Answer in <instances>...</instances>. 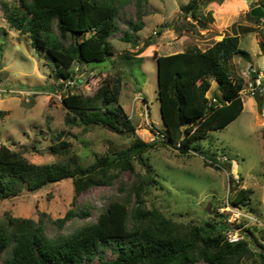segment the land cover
Instances as JSON below:
<instances>
[{"label":"trees","instance_id":"1","mask_svg":"<svg viewBox=\"0 0 264 264\" xmlns=\"http://www.w3.org/2000/svg\"><path fill=\"white\" fill-rule=\"evenodd\" d=\"M121 1L0 0L8 24L27 33L32 46L50 64V74L61 84L67 82V93L62 96L65 123L83 124V130L92 124L110 126L131 137L127 146L95 155L88 163L80 161L68 140L58 138L62 131L53 135L58 139L49 145L50 152L64 156L61 160L31 162L18 150L0 144L1 198L36 192L63 178H71L75 196L85 187L111 185L117 180V192L103 201L94 218L89 217L91 205L87 202L74 206L73 201L62 216L55 218L43 210L37 218L16 216L5 210L0 215V264H245L246 260L264 264V229L258 237L249 227L244 228L252 236L251 247L246 237L228 240L225 231L230 225L225 213L203 222L182 221L147 205V186L158 184L159 179L143 152L157 140H144L136 132L119 100V73L106 76L92 94L71 91L76 79L74 66L79 68L83 63L117 55L130 56L128 51L119 55L109 39L117 27ZM136 1L140 6L142 0ZM208 1L188 0L181 6L183 14L203 24L198 14L200 6ZM259 6L264 11L263 2ZM249 15L256 20L264 18V13L252 15L249 11ZM141 16L138 9L137 18L129 22L132 29L143 26ZM192 19L188 21L190 28L197 25ZM231 26L236 29L235 24ZM250 30L248 25L241 26L243 32ZM239 32L213 39L205 48L193 43L156 56V91L166 130L158 141L181 153L197 152L204 164L227 171L229 159L220 158L215 151L201 148L194 141L210 130L226 126L244 107V77L231 66L233 55H250L239 45ZM123 37L138 44L137 37L128 31ZM151 43V36L145 37L135 53ZM250 76L255 81L256 71ZM211 79L216 80L218 93L208 96ZM256 93L262 98L259 90ZM262 136L264 139V124ZM134 159L140 170H136ZM124 169L132 172L131 180L120 177ZM228 186L227 201L232 204L247 202L253 192L249 186H238L231 174ZM45 219L53 224L52 232L46 230ZM68 220L73 222L66 226ZM107 249L114 253L113 257L103 256ZM97 256L100 258L91 262Z\"/></svg>","mask_w":264,"mask_h":264},{"label":"rangeland","instance_id":"2","mask_svg":"<svg viewBox=\"0 0 264 264\" xmlns=\"http://www.w3.org/2000/svg\"><path fill=\"white\" fill-rule=\"evenodd\" d=\"M187 1L142 0L138 6L136 0H122L118 6L117 27L109 39L119 55L128 51L130 56L117 55L83 63L79 68L74 66L76 79L72 81L71 91L92 94L106 76L119 73L122 81L119 100L131 116L136 132L144 140H157L143 152L159 179L158 184L147 186V205L182 221L203 222L217 217V213H225L224 218L230 225L226 231L246 237L253 247L252 236L244 228L249 227L258 237L264 229V19L250 17L249 11L253 6L264 4V0H247L246 11L236 2L210 0L200 6L198 16L203 24L183 14L181 6ZM138 9L142 12L143 26L134 30L129 22L137 18ZM190 19L197 24L195 27L188 26ZM232 24L236 29L233 30ZM244 25L251 30L241 31ZM235 30L240 31L239 45L250 53L249 57L235 54L231 58L232 70L244 77L241 89L244 107L226 126L210 130L194 141L201 148L215 151L220 158L229 159L227 171L204 164L202 155L197 152L181 153L158 141L166 130L156 91V56L193 43L205 48L213 39ZM126 31L137 37V45L124 39ZM147 36H151L152 43L135 53ZM251 67L260 81L256 91L262 95L261 111L257 110L254 96L248 90L250 83L253 84ZM50 73L51 66L43 53L32 46L27 33H20L8 24L0 7V144L18 150L31 162L42 163L63 159V155L50 152L49 145L58 138L65 139L72 144L80 161L88 163L95 155L130 143L131 137L110 126L92 124L83 130V124L67 125L62 101L67 93V82L61 84ZM217 93L216 80L211 79L207 95ZM59 131L62 134L53 137ZM133 162L136 170H140L138 161L134 159ZM230 174L238 186L253 189L247 202L232 204L227 201ZM120 177L131 180L133 174L124 169ZM116 183L115 178L111 185L88 186L75 196L71 178H63L36 192L0 197V215L8 210L16 216L37 218L43 210L55 218L62 216L74 201V206L89 203V217L94 218L103 201L117 192ZM72 222L68 220L65 225ZM44 224L48 232L53 231L49 220L45 219ZM103 256L110 258L114 253L107 249ZM245 264L256 263L246 260Z\"/></svg>","mask_w":264,"mask_h":264},{"label":"built area","instance_id":"3","mask_svg":"<svg viewBox=\"0 0 264 264\" xmlns=\"http://www.w3.org/2000/svg\"><path fill=\"white\" fill-rule=\"evenodd\" d=\"M262 19H264V18H262ZM254 71H255V69L253 67H251L250 70H249V72L251 74L254 73ZM252 81H250V82H252ZM254 82H255V85H253L252 83H250V85L248 87V90H249L250 94L253 95V96L256 94V91L255 90L257 89V87H260V81H258L257 79H255V81H253V83ZM211 100H215V98L214 97H211ZM223 158H226V157H223ZM225 234H226L228 240L229 241H232V242L237 241V240L243 238V236L238 235L237 232L233 233L231 231H228V232L225 231Z\"/></svg>","mask_w":264,"mask_h":264},{"label":"water","instance_id":"4","mask_svg":"<svg viewBox=\"0 0 264 264\" xmlns=\"http://www.w3.org/2000/svg\"><path fill=\"white\" fill-rule=\"evenodd\" d=\"M250 1V0H248ZM250 13L252 15H262L264 13L263 9L261 8V6L256 5L253 6L252 8H250ZM253 85H255V82L253 83ZM254 100L257 106V110L261 111V106H262V98L260 97V95L258 93H256L254 95Z\"/></svg>","mask_w":264,"mask_h":264},{"label":"clouds","instance_id":"5","mask_svg":"<svg viewBox=\"0 0 264 264\" xmlns=\"http://www.w3.org/2000/svg\"><path fill=\"white\" fill-rule=\"evenodd\" d=\"M229 2H236L239 3L240 5H242V9L246 11L247 10V0H229Z\"/></svg>","mask_w":264,"mask_h":264},{"label":"crops","instance_id":"6","mask_svg":"<svg viewBox=\"0 0 264 264\" xmlns=\"http://www.w3.org/2000/svg\"><path fill=\"white\" fill-rule=\"evenodd\" d=\"M171 52H173V51H171ZM169 53V52H168ZM244 102V101H243Z\"/></svg>","mask_w":264,"mask_h":264}]
</instances>
